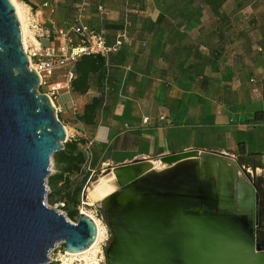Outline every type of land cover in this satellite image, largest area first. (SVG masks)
<instances>
[{
	"label": "water",
	"instance_id": "water-1",
	"mask_svg": "<svg viewBox=\"0 0 264 264\" xmlns=\"http://www.w3.org/2000/svg\"><path fill=\"white\" fill-rule=\"evenodd\" d=\"M39 83L16 10L0 0V264H49L57 243L81 254L97 237L89 216L72 223L62 205L45 204L66 131ZM110 173L112 190L98 203L111 233L106 264H264L255 188L234 159L188 150Z\"/></svg>",
	"mask_w": 264,
	"mask_h": 264
},
{
	"label": "crops",
	"instance_id": "crops-1",
	"mask_svg": "<svg viewBox=\"0 0 264 264\" xmlns=\"http://www.w3.org/2000/svg\"><path fill=\"white\" fill-rule=\"evenodd\" d=\"M21 1L39 8L47 0ZM48 1L43 10L57 21ZM101 1L99 12L86 11L84 23L112 41L127 16L130 42L107 62L102 86L92 79L85 95L63 92L57 101L63 117L66 108L76 110L73 97L84 101L79 115L93 98L103 100L93 125H70L73 140L86 142L87 170L198 150L253 166L252 183L264 179V150L231 139L238 130L264 131L253 123L255 113L264 114V54L229 42L225 26L233 16H224V0ZM252 20L264 37V12ZM93 86L102 95H93ZM257 143L264 147V136Z\"/></svg>",
	"mask_w": 264,
	"mask_h": 264
},
{
	"label": "rangeland",
	"instance_id": "rangeland-1",
	"mask_svg": "<svg viewBox=\"0 0 264 264\" xmlns=\"http://www.w3.org/2000/svg\"><path fill=\"white\" fill-rule=\"evenodd\" d=\"M101 1V0H100ZM99 0H52V7L55 11L58 13V19L56 21V25L58 27H65L70 25L73 22V19L78 14L82 15L83 20L86 18V11L91 12H99L98 9V3ZM13 4V1H11ZM102 2V1H101ZM225 2V10L223 14L224 16H233V22L227 23L225 26V31L230 34L229 36V42L232 45H237L239 47H244L243 50H249V52H253L259 54V56L264 54V37L261 35V32L259 31V27H257L256 22L252 20L253 16H260L264 12V3L261 0H224ZM14 3L18 6L21 17L23 19V23L25 25V43L27 41V37L30 36V32L28 29V19H31V16L29 14L28 8L23 5L21 0H14ZM241 6V8L239 7ZM15 6V5H14ZM39 6V3H38ZM39 9L34 7V10ZM33 10V11H34ZM103 12V11H102ZM51 19L49 17V12L43 10V15L39 17L40 20V29L43 31L47 30L49 28L48 20ZM88 24L90 22L87 21ZM231 31V32H230ZM260 49L261 51H257ZM249 80V78L247 79ZM253 81H249V85L255 84L256 79H251ZM38 93L43 94L42 89L38 88ZM92 90L95 91L93 95L97 94V97L101 94L102 95V89L99 87L96 89V86H93ZM96 91L99 92L96 93ZM72 99L76 100V110L71 111L68 108H66V114L63 115L59 114L57 115V118L61 122V124L65 127L66 131V142H69L73 140V131L71 129L72 123L75 122L76 117L79 115L80 107L83 104V100L73 97ZM264 131H261L260 129H253L249 132L238 130L235 133H233V136L231 139L236 142L239 141H246L248 150L252 151L258 147L260 150H264V147L259 145L257 142L260 141L261 137L264 136ZM75 140H82L81 138H76ZM65 142V143H66ZM63 143V145L65 144ZM238 144H236L235 148H237ZM242 162H238L239 167L245 172L248 179H250L249 174L251 176L253 166L245 165V163L241 164ZM250 164V162H248ZM249 170V172L247 171ZM50 174L46 179V198H45V204L53 209H57L59 205H62L63 207L58 210L59 213L63 214L64 217L69 220L72 223H76L78 220V216L70 220L67 215L72 213L74 208L72 204L66 203V201L59 202L49 205L47 203V197L51 193L49 187H48V179L52 175L55 174L54 170V163L53 158L50 159ZM93 171V172H92ZM110 173V168H90L87 170V167H82L80 172L78 174H72L70 176V182L72 184L71 190L76 187L80 189L78 201L79 206L77 207V215L80 213L81 209H84L87 213H89L93 218H95L102 228V232H104L102 236V240L100 239L99 243L97 244L96 248L84 255V256H78L74 258H70L66 256L65 253V245L63 243H57L56 246L49 252V264H88L95 262L96 264H106L105 259V250L111 241V233L107 227V225L104 222L103 219V211L102 207L97 205V203L100 201L97 200L93 203V206H88L87 202L89 201L88 198V192L92 189V185L95 181H97L100 177L107 175ZM254 185L259 188L262 184H264V179L260 176L254 179L253 181ZM55 200H58V196L55 197Z\"/></svg>",
	"mask_w": 264,
	"mask_h": 264
},
{
	"label": "built area",
	"instance_id": "built-area-1",
	"mask_svg": "<svg viewBox=\"0 0 264 264\" xmlns=\"http://www.w3.org/2000/svg\"><path fill=\"white\" fill-rule=\"evenodd\" d=\"M49 7L47 0L37 11L28 8L31 16V19H28L30 36L27 37L23 48L29 71L37 73L40 79L38 88L44 90L43 94L49 98L57 116L62 112L61 107L57 105L58 97L63 92L71 91L74 65L82 57L88 56L100 57L106 65L111 57L129 44L130 20L127 16L124 17L112 41H108L103 34L86 25L81 14L75 16L68 27H58L56 21L51 18L48 20L49 28L43 31L40 29L39 17L41 11ZM50 13L54 14V10L51 9ZM147 122V119L142 121L143 124Z\"/></svg>",
	"mask_w": 264,
	"mask_h": 264
},
{
	"label": "trees",
	"instance_id": "trees-1",
	"mask_svg": "<svg viewBox=\"0 0 264 264\" xmlns=\"http://www.w3.org/2000/svg\"><path fill=\"white\" fill-rule=\"evenodd\" d=\"M25 4L29 5L27 1ZM264 3V2H263ZM34 10V7H31ZM260 50V49H259ZM74 78L70 82V93L78 96L85 95L91 88L92 79L95 84L102 86L106 78V65L104 59L96 56L82 57L74 65ZM103 100L101 97L93 98L90 103L84 106L81 115H78L75 122L86 126L93 125L96 113L101 109ZM59 120V119H58ZM253 123L264 124V114L262 112L253 115ZM85 140H71L62 146V150L55 153L53 158L55 174L49 177L48 187L51 193L47 197V203L53 205L66 201L72 204L74 210L67 217L72 220L77 217V207L79 206L80 189L74 187L70 176L78 174L82 167L87 164V155L85 154ZM58 196V200L55 197Z\"/></svg>",
	"mask_w": 264,
	"mask_h": 264
},
{
	"label": "bare ground",
	"instance_id": "bare-ground-1",
	"mask_svg": "<svg viewBox=\"0 0 264 264\" xmlns=\"http://www.w3.org/2000/svg\"><path fill=\"white\" fill-rule=\"evenodd\" d=\"M11 1H13V6L15 5L14 8L16 10L18 19H19L20 24H21L22 35H23V45L25 47V32H26L25 31V25L23 23V19L21 17V12H20L18 6L14 3V0H11ZM158 167H159V164L157 163L156 168H158ZM112 178L113 177H112L111 173H108L107 175L100 177L97 181H95L93 183L92 189L88 192V198H89V201L87 202L88 206H93L94 202H96L97 200L99 201V199L101 200L104 196H106L112 190V188H111ZM98 203H97V205H98ZM80 213L89 216L95 222L96 227H97V237H96L95 243L93 244V246L88 251L81 253V254H67L66 253V256H68L70 258H74V257H78V256H84V255L92 252L96 248L97 244L99 243L100 239L102 238V236L104 234V232H102L103 230L100 226V223L95 218H93L84 209H81ZM88 264H96V263L93 262V263H88Z\"/></svg>",
	"mask_w": 264,
	"mask_h": 264
},
{
	"label": "flooded vegetation",
	"instance_id": "flooded-vegetation-1",
	"mask_svg": "<svg viewBox=\"0 0 264 264\" xmlns=\"http://www.w3.org/2000/svg\"><path fill=\"white\" fill-rule=\"evenodd\" d=\"M251 184L255 188V237L264 246V184L259 188Z\"/></svg>",
	"mask_w": 264,
	"mask_h": 264
}]
</instances>
